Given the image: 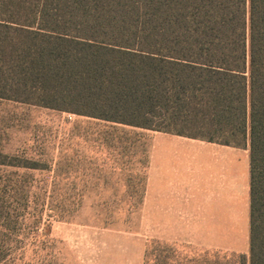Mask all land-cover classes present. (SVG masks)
<instances>
[{
    "label": "trees",
    "instance_id": "1",
    "mask_svg": "<svg viewBox=\"0 0 264 264\" xmlns=\"http://www.w3.org/2000/svg\"><path fill=\"white\" fill-rule=\"evenodd\" d=\"M0 101L247 149L248 254L152 239L143 264H264V0H0Z\"/></svg>",
    "mask_w": 264,
    "mask_h": 264
},
{
    "label": "rangeland",
    "instance_id": "2",
    "mask_svg": "<svg viewBox=\"0 0 264 264\" xmlns=\"http://www.w3.org/2000/svg\"><path fill=\"white\" fill-rule=\"evenodd\" d=\"M156 135L0 101V151L45 167L24 171L0 165V208L12 215L0 235V264H143L152 239L189 257L209 251L224 262L222 256L248 254L249 213L242 198L234 221L204 214L201 221L183 223L153 219L144 201ZM198 147L193 145L189 158ZM239 149L245 158L248 152ZM200 151L203 160L205 150ZM191 167L185 181L194 209L203 197L196 185L205 188L206 170L201 166L197 172L194 162ZM197 228L208 235L200 236Z\"/></svg>",
    "mask_w": 264,
    "mask_h": 264
},
{
    "label": "crops",
    "instance_id": "3",
    "mask_svg": "<svg viewBox=\"0 0 264 264\" xmlns=\"http://www.w3.org/2000/svg\"><path fill=\"white\" fill-rule=\"evenodd\" d=\"M155 139L144 201L145 208L155 221L169 224L201 221L200 215L203 214L214 216V220L218 217L220 222L226 221L222 216L227 215V220L232 218L231 221H234L240 213L241 198L243 207H248L249 213L248 154L241 159L239 148L160 132H157ZM156 141L159 142L158 146ZM193 145L199 147L195 149V158L192 156L191 159L189 154H194ZM202 149L205 150L202 151L203 160L200 157ZM193 162L196 163L197 172L201 166L206 170L205 188L199 187L198 183L196 185V192H201L203 197H200L201 200L197 201L194 209L190 204L192 192L190 194L189 184L185 181L187 170L194 169L191 167ZM192 216L196 218L193 219ZM182 230L186 228L183 227ZM197 230L201 233L200 236L208 235L204 228Z\"/></svg>",
    "mask_w": 264,
    "mask_h": 264
}]
</instances>
